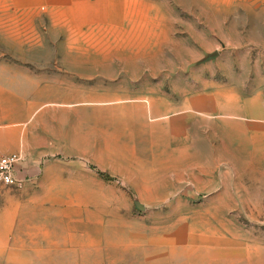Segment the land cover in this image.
Here are the masks:
<instances>
[{"label":"rangeland","instance_id":"1","mask_svg":"<svg viewBox=\"0 0 264 264\" xmlns=\"http://www.w3.org/2000/svg\"><path fill=\"white\" fill-rule=\"evenodd\" d=\"M0 58L67 104L0 264H264V0H0Z\"/></svg>","mask_w":264,"mask_h":264},{"label":"crops","instance_id":"2","mask_svg":"<svg viewBox=\"0 0 264 264\" xmlns=\"http://www.w3.org/2000/svg\"><path fill=\"white\" fill-rule=\"evenodd\" d=\"M38 59L37 64L52 60ZM18 61L0 58V155L23 153L15 174L17 178H30L42 160L43 140H60L50 130L66 127L67 104H58L59 96L64 95L50 94L51 87L57 85L45 81L44 72L19 67Z\"/></svg>","mask_w":264,"mask_h":264},{"label":"built area","instance_id":"3","mask_svg":"<svg viewBox=\"0 0 264 264\" xmlns=\"http://www.w3.org/2000/svg\"><path fill=\"white\" fill-rule=\"evenodd\" d=\"M21 153L0 155V186L21 187L23 181L16 177V165L21 162Z\"/></svg>","mask_w":264,"mask_h":264},{"label":"water","instance_id":"4","mask_svg":"<svg viewBox=\"0 0 264 264\" xmlns=\"http://www.w3.org/2000/svg\"><path fill=\"white\" fill-rule=\"evenodd\" d=\"M211 57H213V55H208V59L209 58H211ZM136 207L138 208V209H140V210H142L143 209V206H141L140 204H138V203H136Z\"/></svg>","mask_w":264,"mask_h":264}]
</instances>
